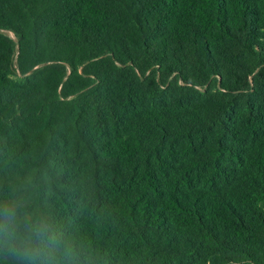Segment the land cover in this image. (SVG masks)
Here are the masks:
<instances>
[{
	"label": "trees",
	"instance_id": "16d2710c",
	"mask_svg": "<svg viewBox=\"0 0 264 264\" xmlns=\"http://www.w3.org/2000/svg\"><path fill=\"white\" fill-rule=\"evenodd\" d=\"M5 193L92 264H264V0H0Z\"/></svg>",
	"mask_w": 264,
	"mask_h": 264
},
{
	"label": "clouds",
	"instance_id": "9594fccd",
	"mask_svg": "<svg viewBox=\"0 0 264 264\" xmlns=\"http://www.w3.org/2000/svg\"><path fill=\"white\" fill-rule=\"evenodd\" d=\"M0 261L3 264H92L75 230L34 210L30 199L0 196Z\"/></svg>",
	"mask_w": 264,
	"mask_h": 264
},
{
	"label": "rangeland",
	"instance_id": "374dc122",
	"mask_svg": "<svg viewBox=\"0 0 264 264\" xmlns=\"http://www.w3.org/2000/svg\"><path fill=\"white\" fill-rule=\"evenodd\" d=\"M10 36H11L12 38L14 37L13 34H11V33H10Z\"/></svg>",
	"mask_w": 264,
	"mask_h": 264
}]
</instances>
